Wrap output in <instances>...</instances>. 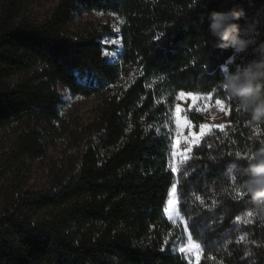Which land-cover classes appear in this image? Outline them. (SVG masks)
Here are the masks:
<instances>
[{
    "label": "trees",
    "instance_id": "obj_1",
    "mask_svg": "<svg viewBox=\"0 0 264 264\" xmlns=\"http://www.w3.org/2000/svg\"><path fill=\"white\" fill-rule=\"evenodd\" d=\"M0 0V128L19 127L0 176L46 154L64 103L137 74L106 100L74 169L46 191L4 196L0 264H188L165 218L175 175L164 127L178 92L215 93L230 124L195 146L179 181L200 264H264V0ZM118 15L120 62L68 30L76 12ZM196 120V119H195ZM246 213L259 218L238 226Z\"/></svg>",
    "mask_w": 264,
    "mask_h": 264
},
{
    "label": "rangeland",
    "instance_id": "obj_2",
    "mask_svg": "<svg viewBox=\"0 0 264 264\" xmlns=\"http://www.w3.org/2000/svg\"><path fill=\"white\" fill-rule=\"evenodd\" d=\"M60 0H33L27 3L24 17L35 22L46 20ZM123 20L116 14L102 11L76 12L68 25L75 36L96 35L102 39L106 58L120 62L122 38L120 30ZM135 67L123 70L119 80L110 89L92 96L74 95L60 88L64 103L59 108V118L54 121L55 132L47 152L42 157L25 158L0 176V213L6 206L4 196L14 193L15 186L23 191L41 192L52 187L54 181L66 176L74 169L77 159L85 148L88 129L100 119L103 106L114 92L135 78ZM196 119V120H195ZM230 124V108L217 94L178 92L169 108V118L164 127L171 141L169 165L175 175V184L165 206V218L180 237L173 249L188 262L200 264L203 246L190 231L191 222L181 213L179 181L186 171V164L195 146L216 129ZM19 127L13 125L0 128V167L11 156V149ZM264 216V207L262 209ZM259 218L257 214L246 213L237 220L239 227Z\"/></svg>",
    "mask_w": 264,
    "mask_h": 264
}]
</instances>
